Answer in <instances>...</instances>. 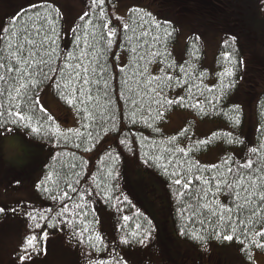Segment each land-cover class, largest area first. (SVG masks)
<instances>
[{
    "label": "trees",
    "instance_id": "trees-1",
    "mask_svg": "<svg viewBox=\"0 0 264 264\" xmlns=\"http://www.w3.org/2000/svg\"><path fill=\"white\" fill-rule=\"evenodd\" d=\"M64 1L66 0H58L57 3L62 13V18L57 20L54 25L55 33L51 31V27L46 22H43L45 30L40 36H35V28H38L42 21H37L35 28L33 27L35 9L31 6L37 3L38 0H0V29L7 28L9 30L7 33L0 32V41H3L0 43V63L5 64V71L0 74L7 75L6 68L10 54L16 51V38L11 39L12 47L8 48V37L13 29L19 31L27 27L33 34L30 38H35L37 44L45 36L50 37L37 53L36 59L42 58L48 62L47 65H41L40 67L43 68L44 74L53 76V79L43 80V75L37 76V79H41L43 82L36 89L30 91L29 95L32 101H35L43 88L51 86L56 98L67 107L73 108L78 115V125L76 127H61L54 115L48 110L53 116L55 124L59 125L67 139L64 136L57 138L45 132L33 133L30 128L24 126L27 123L26 121L17 124L11 122L7 115L8 109L11 107L13 112L16 109L7 100L8 85L4 81H0V87L4 88V94L0 95V104L3 105L4 116L0 117V121H7L6 123L0 122V134L5 132L6 129L23 131L32 141L41 143L45 148L48 147L46 159L40 166L41 176L37 185L51 173V182H46L45 184L46 187L52 189L51 195L60 196L64 192H68L71 197V199L65 198L63 201H53L42 188L36 187L37 199L20 201L15 206V209L29 211L32 208H52V211L46 215L48 216V222L55 226H45L44 230L48 232L46 243L51 235H63L75 247L73 252L79 258L76 264H89V261L92 264H97V261L101 260L105 261L106 264H115L113 258H122L127 264H206L204 258L210 257V254L207 253L208 244L213 240L224 242L226 240L222 237L231 234L230 222L227 217L232 215L233 221L236 222L237 227L242 231L244 225L239 224L237 216L246 219L250 215L247 211L243 214L238 213L232 198L224 191L220 193L216 191L215 181L212 180V177L219 176L222 172L231 182L232 174L227 172L228 166L235 169L238 164L245 162V157H251L254 161L253 168L255 169L257 167L255 162L264 157V148H261L264 145V106H262L264 88H257V84L254 81V76L257 78V75L252 72L250 64L247 62L248 52H253V60L255 58V47L250 42L258 41L264 43V31L257 27H252L248 18L236 9L240 6L242 0H223L220 5L216 4L217 0H168V3H165L167 7L186 2L187 4L184 5V8L188 16H190L189 13L193 14L195 13L193 11H198L197 14L195 13L196 16H205L207 14L206 18L213 23L201 29H194L191 26L190 20L192 19H190L186 30L191 31V33L185 41L184 56L177 58L174 44L178 40L181 28H179L180 25L175 19L159 18L147 8L139 7L144 9L145 12L151 13L155 21L161 23L162 27L158 29L149 17L143 16L141 19L139 15L133 17L128 11H117L116 0H105L103 9L108 14L107 18L111 20V23L105 28L99 18L100 8L93 5V0H78L81 10L73 21L67 17V8H65ZM253 3L256 10L264 17V0H253ZM25 9L28 10L27 14L16 20L13 25L11 23L12 17ZM84 12H89L90 17H86L84 21H81L79 17ZM40 15L44 16L45 11L41 10ZM116 17H121L122 20L118 21ZM53 19H55L54 14ZM89 19H91V23H87ZM145 21L147 23H144ZM165 21L170 22L167 30L172 32V36L166 42L164 40L163 27V22ZM124 23L130 24L131 29L135 31H124L122 28ZM141 24H143V29L140 27ZM74 25H79L77 33L69 31ZM113 28L116 29L117 35L110 38L108 31ZM142 30L150 31L147 43L144 42V37L139 40L136 39ZM205 33L217 38V43L219 36L221 37L217 50L216 65L213 68L206 64V44L203 39ZM77 35L82 38L79 46L76 39ZM126 36L131 37V40L126 39ZM152 36H159L161 38L160 43L153 41L151 39ZM196 37H199V40H196ZM231 37H235L234 42L230 39ZM53 39L55 43L52 42ZM84 39L88 42L89 46L87 48L83 42ZM109 39H112L113 43L111 48H106ZM226 39L229 41L227 47L223 44ZM190 40L191 44L189 43ZM193 44L195 48L192 47ZM24 47L28 49L30 45L25 43ZM132 48L136 49L135 53L131 51ZM53 49L55 50L54 53ZM165 49L170 53V56L164 55ZM81 50L87 53L83 58H81ZM45 51H47V55ZM154 52H160L161 56H153ZM224 52L232 53L236 61L234 66L224 60L222 56ZM69 53L76 58L66 61L65 58ZM23 55L27 57V51ZM241 61L242 63H240ZM66 62L72 66L65 67ZM11 63L13 68L17 67L15 59H12ZM78 64L81 65L82 76L84 74L82 68L88 67L90 78L94 81L98 80L99 83H92L89 86L94 97L92 101L87 102L86 105L78 104L74 107L61 98L57 91L56 83L68 85L67 88H62L61 91L65 95L70 94L71 88L76 85L75 72ZM166 65L175 66L167 68ZM179 65H183L188 73L187 77L180 73L182 80L187 79L188 83L183 84V87L164 88L162 98L157 97L155 92L150 91V89L160 91L157 87V81L152 80V77L163 76L165 73L176 76L178 73V67L176 66ZM49 67L62 68L63 73L58 76L53 75L49 71ZM232 67H234L235 75L231 78H225L224 83L227 84L229 79H231L235 82L234 86L222 98L216 109L213 110L207 101L213 96H219L220 94L221 81L218 73L223 72L225 68ZM161 68H165V73L160 71ZM145 69L147 71H144ZM92 70H95V74H93ZM199 73H203V76L201 77ZM24 79L27 80L28 77L25 76ZM70 80L72 81L71 84L69 83ZM105 81H107V86H105ZM8 83H15L18 86V83L12 80H9ZM76 86V94L79 96V86ZM210 88L213 90L208 91ZM105 93H107V97ZM232 95L236 101L230 99ZM252 95L255 97L254 125L250 122L247 109V98L252 97ZM178 96L185 97V103L195 104L197 101L202 102L204 104V112L210 114L202 115L199 108L179 105L169 107L165 105L164 118L154 121L153 118L157 115L159 109V105L155 101L160 99L161 103H163L164 99H176ZM133 100H135V104L132 103ZM108 101H110V106ZM242 102L246 104V110ZM232 105H239L240 107L241 122L239 126L233 125L227 117L219 114L221 111L227 112ZM32 107L34 108L36 119L44 123L47 119L44 113H41L34 104ZM85 107L96 116L95 120L85 118V112L83 111ZM77 108H79V111ZM105 108H107L105 112L107 119L101 122L99 113L104 111ZM177 110L186 111L192 117L188 118L179 129L168 131L165 124L170 121L172 113ZM133 113H135V122L130 119ZM231 114L234 115L235 113ZM113 117L115 118L116 130L106 132V129L112 128ZM197 120L221 121L229 127L214 129L205 137H201L195 133ZM48 123L51 124V122ZM149 124L152 127H149ZM84 125L89 126L84 127ZM156 128L159 129L158 132L154 130ZM184 128H187L188 132L185 135H180L181 130ZM68 129H79V138H77L75 132H68ZM222 132H231L233 137H238L244 143L228 144L221 139L209 143L199 151L193 150L188 155L175 152V159L169 154V149L184 148L185 151H188L189 146L193 145L195 141L206 140L211 137L212 133ZM89 133H91L92 139H89ZM173 136L176 137L175 141L170 140ZM121 139L126 140L127 143L120 144L119 141ZM58 140L59 142H57ZM77 144L80 146L76 147ZM93 145L95 146L93 147ZM251 147H256L260 151L255 154L250 153L248 149ZM86 148L91 150L86 151ZM211 150L217 151V159L214 162H208L200 158L203 154L211 152ZM109 152L111 156L107 155ZM117 155L119 159L113 160L112 157ZM157 157L163 158L157 159ZM170 159L173 160L171 164L168 163ZM226 159L229 161L228 165L224 163ZM145 160L148 161L147 164L144 163ZM177 162L181 165L180 167H176ZM160 165H167V174ZM213 165L218 167L213 168ZM109 169H112L115 178L108 175ZM26 170V166H18L12 167L11 171L19 174ZM173 171H180L186 179H192L193 183L190 192L191 196L198 197L197 199H190L188 195L184 197L177 195L178 190L186 193L189 190L183 189L172 182L177 178L171 175ZM250 171L242 170L244 175L249 174ZM262 172H264V169H262ZM140 173H155L165 181L172 220L181 240L172 236L169 239L167 221L162 223L159 219V222L165 226L166 231L157 224L153 213L158 219L159 211L156 212V208L153 209V207L155 204H159L158 210H160L162 203L157 201V198H155V204L149 201L150 211L149 207L147 209L143 205L140 196L134 193L133 190L138 186L137 177ZM201 176L203 180L211 181V184L205 185L203 180H196V177ZM77 180H79L78 184ZM69 184L77 188L78 191L95 188L96 184H99L100 187L92 192L91 195L85 193L84 199H80L79 196L72 192ZM105 192H109L112 199H106ZM116 196H121V198L126 196L128 199L124 203H118L115 199ZM63 204H67L69 212L63 216H57L56 212ZM257 204L259 205L260 202L257 201ZM53 205L56 207H53ZM74 205H81V207L77 208ZM188 205L192 207L188 208ZM204 205H208V207H204ZM229 207L233 209L232 213L226 211ZM8 210L0 213V222L7 217L5 214ZM21 211L16 212V220L20 228L18 234L21 241L13 250V258L18 263L19 249L24 242V238L30 233L29 225L31 223L27 216L21 214ZM137 211L142 215L137 216ZM194 212L196 213L195 215H193ZM220 214L224 215V221L219 219ZM126 215L130 216L131 219L127 222V227L123 228L124 221L122 217ZM188 217H192V219L190 220ZM148 220L151 221L150 225L147 223ZM136 223H140L143 228L150 229V237L144 244L136 242L131 237H129V244L120 243V238L127 236ZM85 226L88 228L87 231H84ZM247 226L256 231L264 227V211L261 212L260 217H254L253 222ZM182 230L187 234H182ZM80 232H83V238L77 235ZM193 232L203 235L205 240L202 242L193 239L190 234ZM217 232L221 233L220 239L216 238ZM97 234L103 238L102 244L95 239ZM237 235L240 236L241 232H237ZM90 236L92 237L91 241L88 239ZM141 238H143V235H141ZM241 239H243V236H241ZM172 240L176 241L178 245H172ZM233 240L239 243L235 236ZM258 242H264V237H259ZM93 244L100 250L94 249L92 247ZM186 244H190L192 253L194 252V255H191L192 263L189 262L187 257L184 259L181 251V246ZM219 250L222 251L221 249ZM255 251L264 253V248H257L255 245H251L249 249L242 251L244 258L249 264H255L253 259ZM44 252L33 255V257L42 256ZM248 252L252 256L250 261L247 259L246 253Z\"/></svg>",
    "mask_w": 264,
    "mask_h": 264
},
{
    "label": "snow or ice",
    "instance_id": "snow-or-ice-1",
    "mask_svg": "<svg viewBox=\"0 0 264 264\" xmlns=\"http://www.w3.org/2000/svg\"><path fill=\"white\" fill-rule=\"evenodd\" d=\"M58 0H38L37 3L33 4L31 7L35 9V19L33 23V27L35 28V23L37 21H42L40 23V26L38 28H35V36H40L41 33L45 30L44 29V23L46 22L50 27L51 31L55 33V23L57 20L62 18V13L60 12L59 7L57 6ZM105 4V0H93V5L97 8H100V13H99V18L101 20V23L103 27L107 28L108 24L111 23V20H109L108 14L104 11L103 6ZM41 10L45 11V15L41 16L40 12ZM28 10H22L21 13H17L14 17L11 19V23L14 25L15 21L18 19H21L23 15L27 14ZM128 12L132 14L133 17H136L139 15L141 19L143 16H147L150 19L153 20L155 27L156 28H161L162 25L160 22L155 21V18L152 17L151 13L145 12L144 9L139 8L138 6H131L128 9ZM53 14L55 15V19H53ZM86 17H90L89 12H84L80 17L79 20L84 21ZM116 19L122 20L121 17H116ZM87 23H91V19L87 21ZM144 23H147L145 21ZM170 25V22L165 21L163 22V27H164V40L165 42L172 36V32L168 31V27ZM87 26V24H86ZM140 27L143 29V24L140 25ZM124 31H135L134 29H131L130 24L124 23L122 26ZM9 30L7 28L0 29V32L7 33ZM69 31H72L73 33H77L79 31V25H74L72 28L69 29ZM85 35H87L85 33ZM117 35L116 29H109L108 31V36L110 38H113ZM33 34L32 32L29 31L27 27L23 28L22 30H15L13 29L11 31L10 36L8 37L9 39V44L8 48L12 47L11 44V39L16 38L17 40V47L16 51L10 54V58L8 61V65L6 68V73L5 74H0V81H4L5 84L8 85V91H7V100L9 101L10 104L14 105L16 111L13 112L11 107H9L7 115L11 119V122L13 124L17 123H23L27 122L24 124L25 127H28L31 129L33 133H41L45 132L46 134H50L54 137H61L64 136L65 139L67 137L65 136L64 132L61 131L60 127L58 124H55L53 116L48 112V109L44 107L43 104L40 103L39 97H36L35 101H32L31 96L29 95L30 91L36 89L40 83L43 81L41 79H37V76L43 75V80H52L53 76L47 75L43 73V68L40 67L41 65H47L48 62L41 59H36L37 53L40 51L41 48H43L44 42L50 37L45 36L43 40L37 44V41L35 38H30L32 37ZM150 36V31L149 30H142L139 34V36L136 37L137 40H139L141 37H144L145 40L144 42L147 43L148 40L147 38ZM126 39L131 40V37H125ZM77 44L79 46V43L81 41V37L77 35ZM151 39L155 41L156 43H160L161 38L159 36H152ZM196 40H199V37L195 38ZM233 42L235 40V37L230 38ZM3 41H0L2 43ZM55 43V40L53 39L52 41ZM84 44L85 47L87 48L88 42L86 39H84ZM27 43L30 45L28 49H25L24 44ZM113 43L112 39H109L107 41L106 48H111ZM191 44V40L189 41ZM229 41L226 39L223 44L225 47H227ZM193 48H195V45H192ZM27 51L28 55L25 57L23 54L24 52ZM131 51L135 53L136 49L132 48ZM55 50L53 49V53ZM45 54L47 55V51H45ZM195 54V53H193ZM87 53L84 50H81V58L85 57ZM164 55L170 56V53L167 52L165 49ZM153 56L159 57L161 56L160 52H154ZM222 56L225 61L235 65L236 61L235 58L232 56L231 52H224L222 53ZM71 53L67 54L66 56V61L75 59ZM15 59L17 63V67L13 68L11 60ZM163 62V61H162ZM242 63V61L240 62ZM72 65L68 64L67 62L65 63V67H71ZM175 65H166L167 68L174 67ZM178 67V73L176 76L168 75L165 73V68H161L160 71L162 73H165L163 76H154L152 77V80L157 81V87L160 89V91H157V89H150L151 92H155L157 97L162 98V92L164 88H171L173 86L177 87H183V84L188 83L187 79H183L180 76V73H183L185 77H187L188 73L185 71V68L183 65L176 66ZM76 72H75V81L76 85L79 86V96H77V86L74 85L71 88V92L68 95H65L63 91H61L62 88H67L68 85H61L59 82L56 83V88L61 96V98L64 99V101L69 104L73 105L76 107L78 104H87V102L92 101L94 99L93 95L91 94V87L90 84L96 83L98 84L99 81H94L90 78L89 75V68L88 67H83V76L81 75V65H76ZM38 70V71H37ZM5 71V64L0 63V73H3ZM49 71L53 73V75H61L63 73V69H57V68H52L49 67ZM123 71V69H121ZM144 71H147L145 69ZM93 74H95V70H92ZM15 73L14 75H12ZM143 75V73H141ZM199 75L202 77L203 73H199ZM235 75L234 67L232 68H225V70L221 73H218V76L220 78L221 84L219 88V96H213L211 99H209L207 102L209 105H211V108L213 110L216 109L217 105L220 104L222 98H224L228 91L231 90V88L234 86V81L229 79V82L227 84L224 83L225 78H231ZM27 76L28 79L25 80L24 77ZM9 80L15 81L18 83V86H16L15 83H8ZM151 82V81H149ZM69 83L71 84L72 81L70 80ZM105 86H107V81H105ZM215 87V86H213ZM213 89H208V91H212ZM14 93V94H13ZM4 94V88L0 87V95ZM105 96L107 97V93H105ZM159 105V109L157 111V115L153 118V120H160L164 118V112L166 111L165 105L171 107L172 105H179L183 107H192V108H199L201 111L202 115H207L210 113L204 112V104L200 101H197L195 104H190V103H185V97L183 96H178L176 99H164L163 103H161L160 99H157L155 101ZM133 104H135V100L132 101ZM22 104H23V109H22ZM35 105L39 108V111L41 113H44L46 116V121L44 123H41L40 120L36 119L34 115V108L32 105ZM108 105L110 106V101H108ZM262 106H264V102H262ZM79 111V108H77ZM85 112V118L90 119V120H95L96 116L88 111V108L85 107L83 109ZM107 111V108L104 109V111H101L99 113L100 116V121L103 122L104 120L107 119L105 116V112ZM231 113H235L232 115ZM220 115H224L227 117V119L235 126H239L241 122V112H240V107L239 105H232L227 112L221 111L219 113ZM4 116V111H3V105L0 104V117ZM130 119L135 122V113L132 114ZM113 124L111 129H106L107 131H113L116 130V125H115V118H112ZM3 123H6L7 121H0ZM48 122H51L49 124ZM89 125H84V127H88ZM149 127H152L151 124H149ZM10 131V129H6ZM155 131H159L158 128L154 129ZM68 132H75L77 134V138H79V129L73 130V129H68ZM188 132L187 128H184L181 130L180 135H185ZM89 139H92L91 133L88 134ZM223 140L225 143L232 144V143H244V141L240 140L238 137H233L231 132H222V133H212L211 137H209L206 140H197L193 145H190L188 148V151H185L184 148H176V149H169V154L175 159V152H179L183 155H188L190 152L193 150L199 151L201 148L206 147L209 143L214 142L216 140ZM171 141H175L176 137L173 136L170 138ZM59 142V140L57 141ZM120 144H126L127 141L124 139H121L119 141ZM80 145L77 144L76 147H79ZM95 145H93L94 147ZM261 148H264V145L261 146ZM86 151H90L91 149H85ZM260 149L256 147H251L248 149V152L250 153H257L259 152ZM107 155L111 156V153H107ZM163 157H157V159H162ZM113 160H118L119 156H114L112 157ZM173 160H169L168 163L171 164ZM145 164L148 163L147 160L144 161ZM225 165H228L229 161L226 159L224 161ZM255 163H257V167L254 169L253 164L254 161L251 157H245V162L243 164H238L235 169L232 167L228 166L227 167V172L232 174V179L231 182L228 180L226 176L221 172L219 176L212 177V180L215 181V188L218 193L224 191L226 192L227 195H229L233 203L235 205V209L238 213L243 214L245 211L249 212L250 215L245 218H241L240 216H237V219L239 220L240 225H244L243 230L241 231L240 228L237 227V224L235 221H233L232 215H229L227 217V220L230 222L229 227L231 229V234L224 235L222 238L226 241H233L234 236L236 239L239 241V243L242 245L241 251H245L250 248L251 245H255L257 248H264V242H258L259 237H264V227H262L259 231H256L255 229H250L247 225L253 222L254 217H260V214L262 211H264V172H262V169H264V157H261L258 159ZM181 165L179 162H177L176 167H180ZM160 167L164 168L165 173H168V168L167 165H160ZM213 168H217L218 166L213 165ZM242 170H251L249 174L244 175ZM79 175V173H77ZM108 175L112 178H115L113 176V171L112 169L108 170ZM118 175V173H116ZM172 176L177 177L174 179L172 182L175 185H178L182 187L183 189L189 190L188 193L183 192V191H177V195L180 197H184L185 195H188L190 199H197L198 197H193L191 196V185L193 183L192 179H186L185 176L181 174L180 171H173L171 173ZM94 179V177H93ZM52 180V175L51 173L48 174L44 180H41L38 185H36L37 188H42V190L45 193L49 194V198L53 201H63L65 198L71 199L69 196L68 192H64L62 195L57 196V195H51L52 189L48 188L45 186L46 182H51ZM196 180H203V177H196ZM79 183V180H77V184ZM203 183L205 185H210L211 181L209 180H203ZM69 187L72 189V192L75 193L77 196L80 197V199H84L85 193L88 195H91L92 192H94L96 189H99L100 185L96 184L95 188H87L82 191H78L77 188L72 187L71 184H69ZM207 195V193H205ZM105 197L106 199L110 200L112 199V196L109 192H105ZM115 199L117 200L118 203H124L127 201V197L123 196H116ZM257 201L260 202V204H257ZM53 207H56L53 205ZM74 207H81V205H74ZM191 205H188V208H191ZM204 207H208V205H204ZM12 213H16L17 211H21L20 209H10ZM52 208H32L29 211H21L22 215H25L29 218L30 220V233L24 238L23 244L20 246L19 252L20 254L18 255V260L19 264H32V257L33 255H38L41 252L46 251V248L44 247L46 245V241L48 238V232L44 230L45 226L46 227H54L55 225L51 224L48 222V216L46 215L47 213L51 212ZM226 211L229 213H232L233 209L231 207L227 208ZM5 208L0 207V213H4ZM69 212V208L67 204H63L62 207L56 212L57 216H63L66 213ZM196 213L194 212L193 215ZM86 215V213H85ZM136 215H142L139 211L136 212ZM183 215V213H182ZM124 224L122 225L123 228L127 227V222L131 219L130 216H123L122 217ZM188 219H192V217H188ZM219 219L221 221L225 220V217L223 214H220ZM247 221V223H246ZM47 222V223H46ZM98 223V221H97ZM147 223L150 225L151 221L148 220ZM88 228L85 226L84 231H87ZM237 232H241V235L238 236ZM182 234H187L182 230ZM193 239L199 240V241H204L205 237L203 235H198L197 233H190ZM81 238H83V232L77 233ZM141 235H143V238H141ZM151 231L150 229L143 228L140 223H136L134 228L131 230L130 233L127 234V236H122L120 238V243L122 244H129L131 237L132 239L136 240V242L140 244H144L145 241L150 237ZM241 236H243V239H241ZM216 238L220 239L221 238V233L217 232L216 233ZM90 241L92 240V237L90 236L88 238ZM95 239L99 241L101 244L103 243V238L97 234L95 236ZM94 249L99 251L100 249L97 248L95 244L92 245ZM247 254V259L250 261L252 260V256L250 252L246 253ZM115 264H127L126 261H124L122 258L116 259ZM89 264H92L91 261H89ZM97 264H106L105 261H97Z\"/></svg>",
    "mask_w": 264,
    "mask_h": 264
},
{
    "label": "rangeland",
    "instance_id": "rangeland-1",
    "mask_svg": "<svg viewBox=\"0 0 264 264\" xmlns=\"http://www.w3.org/2000/svg\"><path fill=\"white\" fill-rule=\"evenodd\" d=\"M64 2L65 8H67V17L73 21L81 10V6L78 0H66ZM116 2L117 11L120 12H126L131 6L135 5L147 8L154 12L159 18L175 19L178 22V25L180 19V34L177 42L174 44V51L177 58L184 56L185 41L191 33V31L189 32L186 30V26L190 19H192L190 21L192 24L191 26H193L194 29H201L207 25L213 24L206 18L208 16L207 14H205V16H196L198 11H193L196 14L189 13L190 16H188L184 8V5L187 4L186 2L168 7L165 6V3H168V0H116ZM236 9L241 11L248 18L252 27H257L264 31V17L256 10L253 0H242L240 6ZM69 26H71V24H69ZM204 35L205 37H203V39H205L206 44V64L213 68L216 65L217 50L221 37L219 36L217 43V38H214L209 33H205ZM250 43L255 47V61L253 60V52H248L247 62L250 64L252 72L257 75V78L254 76L257 88L259 89L262 87L263 89L264 43L258 41H252ZM230 99L236 101L233 99V95ZM39 100L40 103L54 115L61 127L72 128L78 125V115L76 111L73 108L67 107L56 98L51 86H47L41 90ZM254 100L255 97L253 95L252 97L250 96L247 98V109L249 111V118L252 125H254ZM242 105L246 110V104L242 102ZM190 117L192 116L188 112L177 110L172 113L170 121L165 124V127L168 131H175ZM196 123L195 133L201 137H205L214 129L229 127L226 123L221 121L197 120ZM46 148L42 146L41 143L32 141L23 131L6 130L0 134V207H4L5 211L15 208L20 201L37 199L36 185L41 176L40 166L48 154V147ZM200 158L208 162H214L217 159V151L211 150V152L203 154ZM18 166H26L27 170L20 172L19 174L11 171L12 167ZM137 182L138 186L133 191L136 195L138 194L140 196L143 205L147 209L149 207V210L151 211V207L148 203L151 201L152 204H155V198L162 203V208L160 210H158L160 206L159 204H155L153 207V209L156 208V212L159 211L158 219L152 212L157 224L166 231L165 226H163L162 223L167 221L166 224L168 225L167 232L169 234V239L172 236L181 240L178 237L172 220L171 207L168 201L165 181L155 173H140L137 177ZM167 215L168 218L166 219ZM5 216L7 217L0 222V264H19L13 258V250L21 241L18 234L20 228L16 220L17 216L16 213H12L10 210L6 212ZM159 219L162 223L159 222ZM51 236V239L49 238L46 243V251L42 256L33 257L32 264H76L77 261H79V258L73 252L75 247L72 243L68 242L61 234ZM171 244L174 246L178 245L176 241H173ZM189 245L186 244L181 246V251L184 255V259L185 257H188L189 262L192 263L189 257L194 255V252L192 253V248ZM208 245L207 253L210 254V257L204 258L206 264H249L240 250L241 245L235 240L224 242L213 240V242H210ZM253 259L255 264H264V253L255 251L253 253Z\"/></svg>",
    "mask_w": 264,
    "mask_h": 264
},
{
    "label": "flooded vegetation",
    "instance_id": "flooded-vegetation-1",
    "mask_svg": "<svg viewBox=\"0 0 264 264\" xmlns=\"http://www.w3.org/2000/svg\"><path fill=\"white\" fill-rule=\"evenodd\" d=\"M222 2H223V0H221V3H220V0H217L216 4L220 5V4H222Z\"/></svg>",
    "mask_w": 264,
    "mask_h": 264
}]
</instances>
